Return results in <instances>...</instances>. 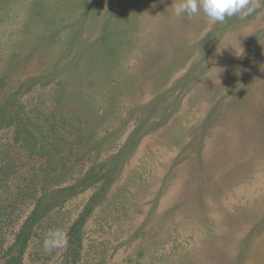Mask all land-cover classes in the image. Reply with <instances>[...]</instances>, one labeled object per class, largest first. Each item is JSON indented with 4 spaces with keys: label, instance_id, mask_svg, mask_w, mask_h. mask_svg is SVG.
Returning a JSON list of instances; mask_svg holds the SVG:
<instances>
[{
    "label": "rangeland",
    "instance_id": "rangeland-1",
    "mask_svg": "<svg viewBox=\"0 0 264 264\" xmlns=\"http://www.w3.org/2000/svg\"><path fill=\"white\" fill-rule=\"evenodd\" d=\"M180 3L0 0V264H264V4Z\"/></svg>",
    "mask_w": 264,
    "mask_h": 264
},
{
    "label": "clouds",
    "instance_id": "clouds-1",
    "mask_svg": "<svg viewBox=\"0 0 264 264\" xmlns=\"http://www.w3.org/2000/svg\"><path fill=\"white\" fill-rule=\"evenodd\" d=\"M264 0H182L178 6L174 8V14L177 17L187 16L192 18L200 12L207 18L208 22H223L226 17L239 15L241 19L246 18L256 8L261 7ZM61 239L59 233H50L46 238L43 249L46 253H50L53 248L62 246L60 244H52V239ZM63 243H67L66 237H63Z\"/></svg>",
    "mask_w": 264,
    "mask_h": 264
},
{
    "label": "trees",
    "instance_id": "trees-1",
    "mask_svg": "<svg viewBox=\"0 0 264 264\" xmlns=\"http://www.w3.org/2000/svg\"><path fill=\"white\" fill-rule=\"evenodd\" d=\"M8 104L12 105V103L10 102H8ZM4 114H5V110L3 109V107L2 108L0 107V125L3 124V118H5V120H8L7 122L4 121L5 124H11V121L15 120L14 115L6 117L9 114L8 111L6 112L5 115ZM14 114H15V109H14ZM84 178L85 177H83L78 183V184H81L82 188H85L88 184V183H85ZM73 188H74V185H71V186H68L66 189L72 190ZM56 201H58V199L56 197H53V202H56ZM53 202L51 203V205L53 204ZM51 205L49 202L46 203V201L38 200L36 202L33 209L31 210L29 215L26 217V219L24 220L23 224L21 225L19 231L17 232L15 236L13 245L18 246L17 256L15 255V257H11L7 259L3 264H18L19 263V258L21 256V253L24 250L27 239L29 238L33 224L39 218V216H42L46 208L50 207Z\"/></svg>",
    "mask_w": 264,
    "mask_h": 264
},
{
    "label": "bare ground",
    "instance_id": "bare-ground-1",
    "mask_svg": "<svg viewBox=\"0 0 264 264\" xmlns=\"http://www.w3.org/2000/svg\"><path fill=\"white\" fill-rule=\"evenodd\" d=\"M130 1H131V0H130ZM126 2H127V0H126ZM124 7H125V6H124ZM124 7H123V8H124ZM70 11H71V10H70ZM122 11H124V9H123ZM74 12H75V11H74ZM98 13H100V12H98ZM59 14H60V13H59ZM70 14H72V13H70ZM74 14H76V13H74ZM52 15L54 16V14H52ZM122 15H123V14H122ZM56 16H57V15H56ZM56 16H55V17H56ZM101 16H102V14H101ZM120 16H121V14H120ZM49 17H50V16H49ZM55 17H54V18H55ZM122 17H123V16H122ZM50 18H51V17H50ZM63 18H64V17H63ZM69 18H71V17H69ZM45 19H47V18H45ZM91 19H92V18H91ZM128 19H129V18H128ZM102 20H103V19H102ZM130 21H131V20H130ZM49 22H50V21H49ZM118 23H119V22H118ZM125 23H126V22H125ZM129 23H131V22H129ZM89 24H90V23H89ZM122 24H123V23H122ZM41 25H42V24H41ZM127 25H128V24H127ZM99 26H100V25H99ZM54 27H58V26H54ZM91 28H92V27H91ZM99 28H100V27H99ZM116 28H117V27H116ZM125 28H126V26H125ZM140 28H141V27H140ZM148 28H149V26H148ZM151 28H152V27H151ZM82 29H83V28H82ZM123 29H124V28H123ZM78 30H79V29H78ZM87 30H89V29H87ZM127 30H128V29H127ZM127 30H126V31H127ZM223 30H224V29H223ZM100 31H101V30H100ZM41 32H42V31H41ZM81 32H82V31H81ZM73 33H74V32H73ZM120 33H121V32H120ZM115 34H116V32H115ZM117 34H118V33H117ZM121 34H124V33H121ZM80 35H81V34H80ZM113 35H114V34H113ZM216 35H217V34H216ZM220 35H221V34H220ZM97 36H98V35H97ZM77 37H78V36H77ZM107 37H108V36H107ZM111 37H112V36H111ZM123 37H124V36H123ZM134 37H135V35H134ZM134 37H133V38H134ZM136 37H137V36H136ZM136 37H135V38H136ZM79 38H80V37H79ZM119 38H120V37H119ZM135 38H134V39H135ZM200 38H201V37H200ZM77 39H78V38H77ZM105 39H106V38H105ZM215 39H216V38H214V41H215ZM36 40H37V39H36ZM78 40H79V39H78ZM108 40H109V38H108ZM112 40H113V39H112ZM122 40H123V39H122ZM216 40H217V39H216ZM120 41H121V40H120ZM255 41H256V40H255ZM102 42H103V41H102ZM215 42H216V41H215ZM256 42H257V41H256ZM38 43H39V42H38ZM40 43H41V42H40ZM78 43H79V42H78ZM89 43H90V42H89ZM89 43H88V44H89ZM104 43H105V41H104ZM104 43H103V44H104ZM109 43H110V42H109ZM109 43H108V44H109ZM133 43H134V42H133ZM246 43H247V42H246ZM36 44H37V42H36ZM45 44H46V43H45ZM75 44H76V43H75ZM100 44H102V43L100 42ZM120 44H122V43H120ZM182 44H183V43H182ZM184 44H185V43H184ZM194 44H195V43H194ZM256 44H257V43H256ZM37 45H38V44H37ZM55 45H56V44H55ZM104 45H105V44H104ZM130 45H131V44H130ZM197 45H198V44H197ZM40 46H41V45H40ZM57 46H58V45H57ZM105 46H106V45H105ZM105 46H104V47H105ZM107 46H108V45H107ZM107 46H106V47H107ZM179 46H180V45H179ZM191 46H192V45H191ZM201 46H202V45H201ZM212 46H213V45H212ZM35 47H36V46H35ZM41 47H42V46H41ZM95 47H96V46H95ZM184 47H185V46H184ZM31 48H32V47H31ZM36 48H37V47H36ZM99 48H101V47H99ZM108 48H109V46H108ZM119 48H120V46H119ZM130 48H131V47H130ZM192 48H193V47H192ZM109 49H110V48H109ZM209 49H210V48H209ZM254 49H255V48H254ZM53 50H54V48H53ZM75 50H76V49H75ZM141 50H142V49H141ZM176 50H177V49H176ZM88 51H89V50H88ZM88 51H87V52H88ZM118 51H119V50H118ZM85 52H86V51H85ZM91 52H92V51H91ZM113 52H114V51H113ZM113 52H112V53H113ZM190 53H191V52H190ZM251 53H252V52H251ZM13 54H15V53H13ZM110 54H111V53H110ZM91 55H92V54H91ZM103 55H104V54H103ZM103 55H102V56H103ZM176 55H177V54H176ZM15 56H16V55H15ZM112 56H113V55H112ZM114 56L116 57V55H114ZM198 56H199V55H198ZM92 57H93V56H92ZM183 57H184V56H183ZM109 58H110V57H109ZM204 58H205V57H204ZM237 58H238V57H237ZM85 59H86V58H85ZM89 59H90V58H89ZM93 60H94V59H93ZM95 60H96V59H95ZM95 60H94V61H95ZM103 60H104V59H103ZM111 60H112V59H111ZM25 61H26V60H25ZM86 61H87V60H86ZM104 61H105V60H104ZM113 61H114V60H113ZM98 62H99V61H98ZM102 62H103V61H102ZM107 62H108V61H107ZM198 62H199V61H198ZM200 62H201V60H200ZM83 63H84V62H83ZM85 63H86V62H85ZM94 63H97V62H94ZM99 63H100V62H99ZM99 63H98V64H99ZM103 63H104V62H103ZM108 63H109V62H108ZM166 64H167V63H166ZM170 64H171V63H170ZM191 64H192V63H191ZM197 64H198V63H197ZM199 64H200V63H199ZM99 65H100V64H99ZM164 65H165V64H164ZM173 65H174V64H173ZM84 66H85V65H84ZM108 66H109V65H108ZM156 66H158V65H156ZM162 66H163V65H162ZM171 66H172V64H171ZM195 66H196V65H195ZM197 66H198V65H197ZM197 66H196V67H197ZM87 67H88V66H87ZM101 67H103V66H101ZM49 68H50V67H49ZM81 68H82V67H81ZM83 68H84V67H83ZM88 68H89V67H88ZM170 68H171V67H170ZM235 68H236V67H235ZM58 69H59V68H58ZM58 69H57V70H58ZM117 69H118V68H117ZM60 70H61V69H60ZM76 70H77V69H76ZM107 70H108V69H107ZM110 70H111V68H110ZM110 70H108V71H110ZM195 70H196V68H195ZM73 71H74V70H73ZM85 71H86V70H85ZM103 71H104V70H103ZM162 71H163V70H162ZM169 71H170V70H169ZM198 71H199V70H198ZM69 72H70V71H69ZM117 72H118V71H117ZM82 73H83V72H82ZM108 73H109V72H108ZM162 73H163V72H162ZM191 73H192V71H191ZM193 73H194V72H193ZM224 73H225V72H224ZM224 73H223V74H224ZM77 74H78V71H77ZM87 74H88V73H87ZM104 74H105V73H104ZM119 74H121V73H119ZM126 74H127V73H126ZM244 74H246V73H244ZM121 75H122V74H121ZM118 76H119V75H118ZM118 76H117V77H118ZM122 76H123V75H122ZM165 76H166V75H165ZM165 76H164V77H165ZM222 76H223V75H222ZM224 76H225V75H224ZM224 76H223V77H224ZM241 76H242V75H241ZM73 77H74V76H73ZM107 77H109V76H107ZM124 77H125V75H124ZM162 77H163V76H162ZM111 78H112V77H111ZM73 79H75V78H73ZM121 79H122V77H121ZM154 79H155V78H154ZM222 79H223V78H222ZM224 79H225V78H224ZM85 80H86V79H85ZM118 80H119V79H118ZM187 80H188V78H187ZM62 82H63V81H62ZM119 82H120V80H119ZM84 83H85V82H84ZM95 83H96V82H95ZM156 83H157V82H156ZM158 83H159V82H158ZM235 83H236V82H235ZM80 84H82V83H80ZM161 84H162V83H161ZM116 85H117V84H116ZM118 86H119V85H118ZM156 86H157V85H156ZM160 86H161V85H160ZM71 88H72V87H71ZM76 88H77V87H76ZM154 88H155V87H154ZM156 88H157V87H156ZM163 88H164V87H163ZM93 89H94V88H93ZM66 90H67V89H66ZM71 90H72V89H71ZM228 90H229V89H228ZM85 91H86V89H85ZM91 91H93V90H91ZM69 92H70V91H69ZM151 93H152V92H151ZM75 94H76V93H75ZM81 94H82V93H81ZM97 94H98V93H97ZM225 94H226V93H225ZM76 95H77V94H76ZM76 95H75V96H76ZM88 95H90V94H88ZM91 95H92V93H91ZM167 95H168V94H167ZM169 95H171V94H169ZM81 96H82V95H81ZM174 96H175V95H174ZM76 97H77V96H76ZM98 97H99V96H98ZM82 98H83V97H82ZM76 99H78V98H76ZM165 99H166V98H165ZM175 99H176V98H175ZM114 100H115V99H114ZM172 100H173V99H172ZM95 101H98V100H95ZM93 102H94V101H93ZM207 102H208V101H207ZM74 103H75V102H74ZM99 103H100V102H99ZM116 104H117V103H116ZM118 105H119V103H118ZM165 105H166V104H165ZM217 105H218V104H217ZM74 107H75V106H74ZM88 107L90 108L89 104H88ZM121 107H123V106H121ZM209 107H210V106H209ZM216 107H217V106H216ZM263 107H264V106H263ZM86 108H87V107H86ZM113 108H114V107H113ZM187 108H188V107H187ZM225 108H226V107H225ZM189 109H190V108H189ZM215 109H216V108H215ZM226 109H227V108H226ZM88 110H89V109H88ZM91 110H92V109H91ZM112 110H113V109H112ZM119 110H120V109H119ZM208 110H209V108H208ZM188 111H190V110H188ZM223 111H224V108H223ZM262 111H263V110H262ZM81 112H82V111H81ZM89 112H90V111H89ZM189 113H190V112H189ZM187 114H188V112H187ZM174 115H175V114H174ZM186 116H187V115H186ZM124 117H125V116H124ZM114 119H115V118H114ZM220 119H221V118H220ZM170 121H171V120H170ZM114 125H115V124H114ZM116 125H117V124H116ZM118 125H119V123H118ZM118 125H117V126H118ZM190 127H192V126H190ZM171 135H172V134H171ZM172 136H174V135H172ZM185 136H186V135H185ZM186 137H187V136H186ZM196 137H197V136H196ZM195 139H196V138H195ZM188 140H189V139H188ZM258 141H259V140H258ZM258 141H257V142H258ZM259 142H260V141H259ZM143 146H144V145H143ZM196 146H197V145H196ZM196 148H197V147H196ZM200 150H201V149H200ZM141 151H142V150H141ZM250 152H252V151L250 150ZM149 155H150V154H149ZM195 155H196V154H195ZM199 155H200V154H199ZM249 155H250V154H249ZM195 157H196V156H195ZM136 158H137V157H136ZM136 158H134V159H136ZM140 158H141V157H140ZM241 158H242V157H241ZM151 159H152V158H151ZM240 160H241V159H240ZM242 161H243V159H242ZM185 162H186V161H185ZM235 163H236V162H235ZM233 164H234V163H233ZM194 165H195V164H194ZM194 165H193V166H194ZM199 165H200V164H199ZM224 167H225V166H224ZM228 167H229V166H228ZM231 167H232V166H231ZM231 167H230V168H231ZM193 168H196V167H193ZM197 168H198V167H197ZM226 168H227V167H226ZM218 169H219V168H218ZM228 169H229V168H228ZM194 170H195V169H194ZM197 170H198V169H197ZM216 170H217V169H216ZM178 171H179V170H178ZM224 171H225V170H224ZM182 174H183V173H182ZM182 174L179 173V175H182ZM214 174H215V173H214ZM221 174H222V173H221ZM223 174H224V173H223ZM176 175H177V174H176ZM179 175H178V176H179ZM259 175H260V174H259ZM180 177H181V176H180ZM194 177H196V176H194ZM260 178H261V177H260ZM174 179H175V178H174ZM190 179H191V178H190ZM210 180H211V179H210ZM148 181H149V180H148ZM181 181H182V180H181ZM174 182H175V180H174ZM174 182H173V183H174ZM178 182H179V181H178ZM208 182H209V181H208ZM200 183H201V182H200ZM203 183H204V182H202V184H203ZM174 184H175V183H174ZM176 184H177V183H176ZM121 185H122V184H121ZM123 185H124V184H123ZM256 185H257V184H256ZM193 187H195V186H193ZM256 187H257V186H256ZM200 188H201V187H200ZM254 188H255V187H254ZM262 189H263V188H262ZM132 190H133V188H132ZM144 190H145V189H144ZM172 190H173V189H172ZM198 190H200V189H198ZM204 190H205V189H204ZM141 191H142V190H141ZM152 191H153V190H152ZM194 191H195V190H194ZM200 191H201V190H200ZM169 192H170V190H169ZM174 192H175V191H174ZM191 192H192V191H191ZM228 192H229V191H228ZM254 192H255V191H254ZM261 192H262V191H261ZM139 193H140V192H139ZM151 193H152V192H151ZM172 193H173V192H172ZM175 193H176V192H175ZM198 193H199V192H198ZM137 194H138V192H137ZM173 194H174V193H173ZM173 194H172V195H173ZM145 195H146V194H145ZM151 196H153V195H151ZM179 196H180V195H179ZM196 196H197V193H196ZM199 196H200V195H199ZM246 196H247V195H246ZM204 197H205V196H204ZM241 197H242V196H241ZM131 198H132V197H131ZM131 198H130V199H131ZM133 199L135 200V198H133ZM167 199H168V198H167ZM177 199H178V198H177ZM168 200H169V199H168ZM175 200H176V199H175ZM243 200H244V199H243ZM197 201H198V200H197ZM135 202H136V201H135ZM198 202H199V201H198ZM245 202H246V201H245ZM162 203H164V202H162ZM167 203H168V202H167ZM132 205H133V204H132ZM162 205H163V204H162ZM134 206H135V205H134ZM137 206H138V205H137ZM140 206H141V205H140ZM132 207H133V206H132ZM163 207H164V205H163ZM139 210H140V209H139ZM146 210H147V209H146ZM199 212H200V211H199ZM198 216H199V215H198ZM189 219H190V218H189ZM212 219H213V218H212ZM198 222H199V221H198ZM199 224H200V223H199ZM172 225H173V224H172ZM201 225H203V224H201ZM178 227H179V226H178ZM175 228H176V227H175ZM198 228H200V227H198ZM158 230H159V229H158ZM162 230H163V228H162ZM200 231H201V230H200ZM200 231H199V232H200ZM150 232H151V231H150ZM156 232H157V231H156ZM206 232H207V231H206ZM214 232H215V230H214ZM162 233H163V232H162ZM175 233H176V232H175ZM254 233H255V232H254ZM164 234H165V233H164ZM213 234H214V233H213ZM147 235H148V234H147ZM168 235H169V234H168ZM168 235H167V236H168ZM179 235H180V234H179ZM250 235H251V234H250ZM170 236H172V235H170ZM189 236H190V235H189ZM209 236H210V235H209ZM154 237H155V236H154ZM203 237H204V236H203ZM251 237H252V236H251ZM152 238H153V237H152ZM147 239H148V238H147ZM145 240H146V238H145ZM145 240H144V241H145ZM207 240H208V239H207ZM263 240H264V238H263ZM241 242H242V241H241ZM143 243H144V242H143ZM146 243H147V242H146ZM188 243H189V242H188ZM134 246H135V245H134ZM137 246H138V245H137ZM245 246H246V245H245ZM243 247H244V246H243ZM240 248H241V247H240ZM262 248L264 249V245L262 246ZM176 250H177V249H176ZM240 250H241V249H240ZM133 251H134V250H133ZM144 251H146V250H144ZM147 252H148V251H147ZM239 252H240V251L238 250V253H239ZM238 253H237V254H238ZM143 254H144V253H143ZM243 256H244V255H243ZM234 257H236V256H234ZM145 258H146V256L144 257V259H145ZM239 258H240V257H239ZM241 258H242V256H241ZM144 259H143V260H144ZM235 259H236V258H235ZM237 259H238V258H237ZM146 260H147V259H146ZM234 261H235V260H234ZM238 261H239V260H238ZM145 263H146V262H145ZM170 263H172V262H170ZM234 263L237 264L236 262H234ZM168 264H169V263H168ZM176 264H177V263H176Z\"/></svg>",
    "mask_w": 264,
    "mask_h": 264
}]
</instances>
